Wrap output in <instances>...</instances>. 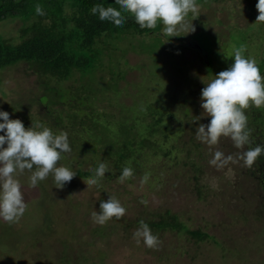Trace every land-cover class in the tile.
Returning a JSON list of instances; mask_svg holds the SVG:
<instances>
[{
    "label": "rangeland",
    "instance_id": "obj_1",
    "mask_svg": "<svg viewBox=\"0 0 264 264\" xmlns=\"http://www.w3.org/2000/svg\"><path fill=\"white\" fill-rule=\"evenodd\" d=\"M257 3L258 0H228L225 5V0H200L199 17L192 21L195 32H181V36L163 35L159 21L150 35L118 33L98 48L91 68L73 70L68 78L59 80L57 96L46 100L50 114H42L39 118L43 122H38L58 134L61 129L56 123L69 122L76 109H70L68 104L75 99L80 115L99 119L109 127L117 126V120L127 111L132 116L139 112L141 120L146 121L145 113L151 103L158 105V101L161 103L178 89L190 94L187 91L192 89L196 77H200V83H195L193 90L200 91V84L206 82L204 77H214L227 69L222 61L229 60L226 56L236 46L233 36L240 27H235L252 22L248 7ZM188 19H192L191 13ZM20 24L18 18L1 21L0 37L18 43ZM14 67L0 69V110L7 111L10 119H20L27 129L34 124L32 115L40 112L41 106L29 102L45 90L39 87V78L27 65L18 63ZM41 102L45 100L41 98ZM60 104L66 105L67 110L61 109ZM200 112L205 119L204 110ZM23 113L30 116L24 118ZM46 116H50L49 120ZM223 149L220 143L211 150L205 145L199 164L205 171L209 191L201 200L193 191L195 185L189 182L191 168L184 163L173 169L178 179L167 171L158 181L152 179L143 186L142 177L137 175L130 184L116 179L102 185V179L99 185L88 188L85 182L94 175H76L63 189H57L49 175L33 188L29 182L31 173L25 171L17 179L28 207L18 223L0 219V264H264V234L260 230L264 227L263 205L256 196L254 181L241 172H229L228 165L222 169L210 165L214 152ZM58 165L68 167L62 161ZM110 195L127 212L122 219L113 218L101 226L93 222L91 213L99 212L100 203ZM142 199L148 200L147 206L140 203ZM165 208L187 210L186 219L195 225L194 229L201 227L219 239L196 241L190 235L182 239L164 231L157 235L162 241L159 250L149 249L142 239L137 244L133 234L139 226L133 222L148 211ZM66 233L78 237L73 239Z\"/></svg>",
    "mask_w": 264,
    "mask_h": 264
},
{
    "label": "trees",
    "instance_id": "obj_2",
    "mask_svg": "<svg viewBox=\"0 0 264 264\" xmlns=\"http://www.w3.org/2000/svg\"><path fill=\"white\" fill-rule=\"evenodd\" d=\"M199 1L197 0V3ZM227 2L228 0H225V5ZM37 4L42 6L45 15H37L35 11ZM97 4L105 7L112 6L119 10L116 0H0V22L12 18H18L21 22L17 29L21 35V41L15 43L8 38L0 37V69L23 63L37 75L39 87L45 90L44 93L39 94L41 96L37 95L29 102L31 105L35 103L41 105L40 112L32 115V123L43 122L39 116L43 114L45 117L46 114H50L46 100L57 96L55 89L59 80L68 78L74 72L73 70L83 71L91 68L98 48L105 45L109 39L117 36L118 33L150 35L155 31V29H141L130 13H124L126 22L122 27H116L109 21H101L98 14L93 15L90 12V9ZM248 8L252 20L250 24L253 23V26L249 24L250 28L249 25L236 24L235 28H240L239 33L233 36L236 37L235 47L245 45L247 48L245 57L254 58L261 75L264 76V22H257L260 14L257 13V5ZM193 44L196 43L190 45L193 46ZM196 45L193 47L203 52L202 48ZM222 62L225 68H229L234 61L229 59ZM211 76L204 77L206 82L200 86L206 87V83L214 78ZM199 79L200 77H196L193 85L198 84ZM193 85L191 84L192 89L187 91L190 94L183 91L184 89H178L165 96L161 103L157 100L158 105L155 102L151 103L145 113L146 121L141 120L139 112L135 111L132 116L127 111L122 114L125 116H122L121 120H117V126L114 128L101 124L99 119L94 120L92 117L84 116L83 113V116L80 115L79 103L75 99L73 104H68L69 108L73 106L76 109L69 117V122L62 123L58 120L56 123L61 131L70 132L68 136L72 152L65 155L67 160L61 161L79 177L93 176L95 174L93 170L99 163H106L109 171L103 178L102 185L104 181L118 180L124 167L133 169V177L137 175L143 177L145 173H149V183L152 179L158 181V178L165 176L167 171H170L169 176L176 177L173 169L184 163L191 168L192 178L189 182L195 185L193 191L197 199L201 200L204 198V193L209 191L205 171L199 164L204 156L206 144L197 140L196 129L200 123L205 125L210 123L211 117L203 118L200 112L203 110L202 89L194 91ZM41 98L45 102H41ZM60 106L61 109L67 110L66 105L60 104ZM244 111L248 118V128L252 130V144L245 146L243 151H246L248 147L264 145V106L260 108L252 106ZM22 115L24 118L30 116L28 113ZM49 117H47L48 120ZM197 117L200 119L192 123ZM109 118L111 119V115ZM225 139L221 138L219 142L225 149L222 152H228L234 158L237 157L242 150L237 149L230 138ZM239 162L241 164L239 163L238 168H235L237 162H230L228 171L233 170L235 174L241 172L254 181L256 196L260 198V205H263L264 209V154L257 158L251 169L245 167L243 161ZM73 164L77 165L75 169ZM125 181L130 184L132 178ZM154 183L156 185L154 187L158 188L157 183ZM187 213L184 209L171 208L148 211L145 217L141 215L133 223L139 226V221L143 220L149 225L154 235L168 231L182 239H187L189 235L196 238V241L219 239L209 231L200 229L201 227L194 229L195 225L186 219ZM235 220L231 222H236ZM75 229L77 233L79 228ZM260 230L264 234V227ZM66 234L73 239L78 237V234ZM52 236L55 235L52 234Z\"/></svg>",
    "mask_w": 264,
    "mask_h": 264
},
{
    "label": "clouds",
    "instance_id": "obj_3",
    "mask_svg": "<svg viewBox=\"0 0 264 264\" xmlns=\"http://www.w3.org/2000/svg\"><path fill=\"white\" fill-rule=\"evenodd\" d=\"M116 4L119 10L97 4L90 12L98 14L101 21H109L116 27H122L126 22L124 13H130L141 29H155L159 21L163 25L162 34L170 37L181 36V32L194 33L196 29L192 21L199 17L200 12L197 0H116ZM257 9L260 13L257 22H264V0H258ZM35 11L37 15H45L39 4L35 6ZM189 13L192 14L191 20L188 19ZM246 51L245 45L233 46L232 53L226 58L234 62L226 70L214 75L201 90V107L211 120L206 125L199 124L196 129L197 140L207 144L211 150L212 146L219 144L222 137L230 138L234 146L242 150L235 158L216 150L209 163L217 169L238 161H243V165L251 169L257 158L264 154V145L248 147L243 151L246 145L252 144V130L248 128L244 110L252 106H264V76L261 75L256 60L245 57ZM0 119L3 120L0 132L4 133L0 135V219L13 224L20 221L28 207L21 182L17 179L19 175L25 171L30 172L29 182L33 188L51 175L56 188L63 189L77 173L58 165L64 154L72 152L67 132L54 134L49 127L39 122L26 129L20 119H10V114L2 110ZM199 119L197 117L192 123ZM93 171L94 176L85 182L88 188L100 184L109 171L108 165L101 162ZM133 176V169L124 167L118 180L124 183ZM149 176V173L144 174L142 186L148 182ZM140 203L147 206L149 202L142 199ZM126 212L121 202L110 195L107 201L100 203L99 212L92 211L91 218L93 222L103 226L113 218L122 219ZM133 238L137 244L142 239L145 246L153 250H159L162 243L143 220L139 221V228L135 230Z\"/></svg>",
    "mask_w": 264,
    "mask_h": 264
}]
</instances>
